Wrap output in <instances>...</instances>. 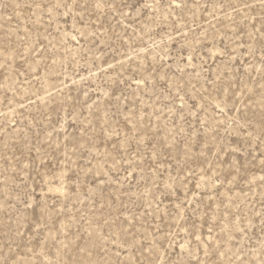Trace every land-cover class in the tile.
Returning <instances> with one entry per match:
<instances>
[{"label":"rangeland","instance_id":"1","mask_svg":"<svg viewBox=\"0 0 264 264\" xmlns=\"http://www.w3.org/2000/svg\"><path fill=\"white\" fill-rule=\"evenodd\" d=\"M0 264H264V0H0Z\"/></svg>","mask_w":264,"mask_h":264}]
</instances>
